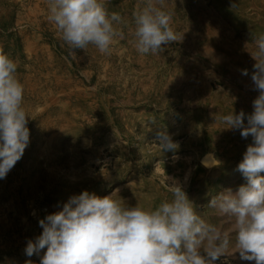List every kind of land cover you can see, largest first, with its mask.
Returning <instances> with one entry per match:
<instances>
[{"label":"rangeland","instance_id":"1","mask_svg":"<svg viewBox=\"0 0 264 264\" xmlns=\"http://www.w3.org/2000/svg\"><path fill=\"white\" fill-rule=\"evenodd\" d=\"M143 5L108 0L127 21L124 38L110 55L92 45L70 54L47 19V0H0V46L18 63L30 132L0 179V264H40L46 249L25 254L43 231L39 221L84 191L148 208L170 200L178 182L199 215L228 226L208 204L247 182L236 169L251 137L219 117L253 111L249 51L264 35V0H166L177 41L158 55L134 46L133 14ZM161 131L175 151H161ZM214 264L255 262L236 252Z\"/></svg>","mask_w":264,"mask_h":264},{"label":"clouds","instance_id":"2","mask_svg":"<svg viewBox=\"0 0 264 264\" xmlns=\"http://www.w3.org/2000/svg\"><path fill=\"white\" fill-rule=\"evenodd\" d=\"M107 3L47 0V19L70 54L92 45L110 55L116 40L124 38L127 21L109 12ZM133 17L134 46L140 54L158 55L162 45L177 41L166 0H144ZM253 43L251 80L259 93L253 111L219 117L225 129L251 137L236 169L247 182L235 192L229 188L213 196L208 204L227 227L199 215L178 182L170 185V200L148 208L129 206L115 199V193L99 197L84 191L39 221L43 231L27 242L25 254L31 257L46 249L40 264H214L238 252L242 260L264 264V35ZM17 68L16 60L0 46V179L22 158L30 137ZM242 74L249 75L248 70ZM157 140L162 152L179 146L166 131L158 132Z\"/></svg>","mask_w":264,"mask_h":264}]
</instances>
